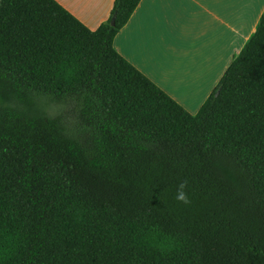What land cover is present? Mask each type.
Listing matches in <instances>:
<instances>
[{
    "label": "trees",
    "instance_id": "1",
    "mask_svg": "<svg viewBox=\"0 0 264 264\" xmlns=\"http://www.w3.org/2000/svg\"><path fill=\"white\" fill-rule=\"evenodd\" d=\"M138 2L0 0V264H264V10L191 114L112 46Z\"/></svg>",
    "mask_w": 264,
    "mask_h": 264
},
{
    "label": "crops",
    "instance_id": "2",
    "mask_svg": "<svg viewBox=\"0 0 264 264\" xmlns=\"http://www.w3.org/2000/svg\"><path fill=\"white\" fill-rule=\"evenodd\" d=\"M89 29L113 0H56ZM264 0H139L114 49L195 114L254 31Z\"/></svg>",
    "mask_w": 264,
    "mask_h": 264
},
{
    "label": "clouds",
    "instance_id": "3",
    "mask_svg": "<svg viewBox=\"0 0 264 264\" xmlns=\"http://www.w3.org/2000/svg\"><path fill=\"white\" fill-rule=\"evenodd\" d=\"M187 187H188V181L183 180L177 185L176 193H175V199L184 204L191 203L187 192Z\"/></svg>",
    "mask_w": 264,
    "mask_h": 264
},
{
    "label": "water",
    "instance_id": "4",
    "mask_svg": "<svg viewBox=\"0 0 264 264\" xmlns=\"http://www.w3.org/2000/svg\"><path fill=\"white\" fill-rule=\"evenodd\" d=\"M111 23H113V18L110 20Z\"/></svg>",
    "mask_w": 264,
    "mask_h": 264
},
{
    "label": "rangeland",
    "instance_id": "5",
    "mask_svg": "<svg viewBox=\"0 0 264 264\" xmlns=\"http://www.w3.org/2000/svg\"><path fill=\"white\" fill-rule=\"evenodd\" d=\"M49 112H52V111L49 110Z\"/></svg>",
    "mask_w": 264,
    "mask_h": 264
}]
</instances>
